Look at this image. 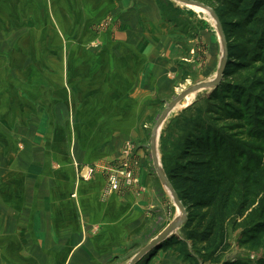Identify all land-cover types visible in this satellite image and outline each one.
I'll return each instance as SVG.
<instances>
[{"label": "rangeland", "instance_id": "rangeland-1", "mask_svg": "<svg viewBox=\"0 0 264 264\" xmlns=\"http://www.w3.org/2000/svg\"><path fill=\"white\" fill-rule=\"evenodd\" d=\"M194 1L217 13L227 41L225 72L229 66L236 69L240 64L235 61L241 62L249 52L242 32L233 36L226 32L230 16L221 3ZM151 2L161 22L179 36L177 41L184 39L178 44L184 53L177 58L178 78L170 71V82H155L149 95H134L131 83L119 78V59L125 57L127 63L129 54L116 41L120 17L112 14L93 21L80 37L79 31L77 35L63 31L51 14L49 0H0V24L7 23L9 35L8 48L0 51V264H129L180 217L171 192L159 175H152V135L164 111L182 92L216 78L223 39L207 10L177 0ZM50 42L55 47L48 45ZM158 53L160 58L167 56L163 49ZM260 65L252 62L251 71L245 68L233 75L231 84H226L232 88L226 89L228 92L216 90L217 85L191 94L189 107L180 103L161 123L157 141L158 156L168 176L185 138L196 127L217 130L225 141L223 150L233 154L230 171L232 177L238 175L240 197L252 196L254 205L243 217L236 214L226 223L214 248L189 238L194 228L187 219L136 264L264 262V181L256 174L259 167L264 169V142L257 135L256 115L249 107L255 98L263 97L261 89L252 87L261 78ZM64 91L73 93L72 110L63 107ZM234 93L239 94L241 103L232 98ZM223 103L240 107L239 116L219 109V104L226 107ZM131 109L140 111L142 135L139 139L131 136L121 157L112 158L113 145L106 143L117 141L120 129L109 121L123 119ZM97 118L108 131L103 134L104 157L83 163L79 153L86 145L81 142H95L100 128L82 126V121ZM123 165H127L128 174L121 176L120 189L113 191L110 174ZM142 169L153 177L152 184L161 187L166 199L151 228L131 239L120 238L126 235L129 222L122 227L120 219L88 223L84 187L94 184L100 188L102 203L133 188L140 193L144 189ZM131 173L132 183L128 182Z\"/></svg>", "mask_w": 264, "mask_h": 264}, {"label": "crops", "instance_id": "crops-1", "mask_svg": "<svg viewBox=\"0 0 264 264\" xmlns=\"http://www.w3.org/2000/svg\"><path fill=\"white\" fill-rule=\"evenodd\" d=\"M151 3V0H49L51 14L55 16L54 20L58 19L60 27L69 35H77L79 31V36H83L82 33H86L88 24L101 21L105 16L113 14L121 18V27L116 41L118 46L129 54L127 63L124 62L125 57L119 59V78L126 80L128 84L131 83V88L135 89L131 91V94L134 95H145L146 93L149 95L153 83L158 84L162 80L166 83L170 82L171 79L167 78L170 71L175 73V78H178L177 58L184 53L181 46H178L184 39L177 41L179 36L172 27L161 22L160 16L156 14ZM6 24H0V51L8 48L9 35ZM161 31H164V34L160 36ZM79 41L75 43L78 44ZM48 45L55 47L52 42ZM152 47L157 48L156 52L151 51ZM162 49L167 56L160 58L158 50ZM121 55L124 53L121 52ZM69 62L71 63L72 59H69ZM63 94L65 96L63 107L67 110L74 109L73 93L70 91V94L68 92L66 94L64 91ZM125 112L128 114L123 115V119L109 121L114 128L120 129L116 133L117 141L106 143L113 145L112 158L121 157L127 140L131 139L134 134L133 138L137 139L142 135L141 121L138 120L140 111L131 109ZM67 113L68 111L64 112V120ZM82 122V126L91 128L99 126L100 130L95 132V142H81L86 145V148H82L83 151L79 153V158L87 163L103 158L105 151L103 134L108 133L103 129V122L98 118L93 122L86 120ZM77 124H81L79 120ZM78 152L79 150L77 154ZM140 153L141 151L138 152ZM155 174L158 175L156 169L152 175ZM140 178L143 191L139 193L136 188H133L124 194L111 196L106 203L100 201L103 194L100 188L94 184L85 186L84 212L87 213L88 223H96V221L102 223L105 221L103 219H107L106 223H108L109 219H120L119 226L122 227V223L129 222L128 227L125 225L126 235L120 238L131 237V239L137 233L151 228L153 221L157 219L156 211L159 212L162 209L160 204L166 199L161 194V187L152 184L153 177L143 169L140 171Z\"/></svg>", "mask_w": 264, "mask_h": 264}, {"label": "trees", "instance_id": "trees-1", "mask_svg": "<svg viewBox=\"0 0 264 264\" xmlns=\"http://www.w3.org/2000/svg\"><path fill=\"white\" fill-rule=\"evenodd\" d=\"M213 1L221 3L230 16L226 32L233 36L236 31H241L249 49L247 56L241 62L235 61L240 64L236 69L229 66L224 79L216 87V90L228 92L226 89L232 88L227 87L226 84H231L229 79L233 75L241 73L240 70L245 68L247 71H251L253 69L252 62L261 64L258 68L261 78L254 81L252 87L256 91L261 89L263 97L255 98V104L249 105V107L256 115L259 127L257 135L264 142V0ZM230 73L233 74L230 75ZM234 84L238 85V83ZM234 94L232 98L241 103L239 94ZM218 99L220 100L221 97ZM223 105L226 107H222V104L217 106L228 115L239 116L240 107L234 104L225 105L223 103ZM224 144L225 141L217 130L196 127L185 138L173 166L168 171L169 179L188 212L187 223L191 225L190 228H194L190 231L189 238L204 242L212 248L217 245L223 235L226 223L236 214L243 217L255 202L253 197L248 194L240 197L239 181L236 178L238 175L232 177L233 174L230 171L233 154L227 149L223 150ZM256 174L264 181L262 167L256 170ZM222 264L249 263L225 261ZM261 264L264 262L261 261Z\"/></svg>", "mask_w": 264, "mask_h": 264}, {"label": "water", "instance_id": "water-1", "mask_svg": "<svg viewBox=\"0 0 264 264\" xmlns=\"http://www.w3.org/2000/svg\"><path fill=\"white\" fill-rule=\"evenodd\" d=\"M181 3L184 4H188V5H193V6H197V7H201L206 9L207 11H209V13H211V15L213 16V18L216 20L217 24H218V28H219V32L220 35L222 36L223 39V45H224V58L223 61L220 64V68L218 70V75L217 78L213 81H207V82H201L198 83L194 86H192L191 88L185 90L184 92H182L168 107V109H166L162 115V117L160 118V120L158 121L154 131H153V135H152V142H151V149H152V155H153V160H154V164H155V169L160 177V179L162 180V182L165 184L166 188H168L171 193H172V197L175 201V203L177 204V206L179 207V209L182 212V217L175 219L163 232H161L157 237H155L143 250H141L132 260L129 264H136L146 253H148L152 248H154L156 245L160 244L161 242H163L164 240L168 239L171 235H173L177 229L188 219V214H187V210L186 207L184 205V203L182 202L178 192L176 191L175 187L173 186L171 180L169 179V177L166 175L162 165H161V160L159 159L158 156V149H157V141L159 138V133H158V129L160 128L161 123L166 119V117L168 116L169 112H171L172 110H174V108L181 103L189 94L194 93V92H198L201 89L207 88V87H216L217 85L220 84V82L222 81L223 77H224V72L226 69V65H227V60H228V51H227V41L225 38V33L223 30V26L219 20V17L217 15V13L215 12L214 9H212L211 7L205 5L202 2L199 1H194V0H177Z\"/></svg>", "mask_w": 264, "mask_h": 264}, {"label": "built area", "instance_id": "built-area-1", "mask_svg": "<svg viewBox=\"0 0 264 264\" xmlns=\"http://www.w3.org/2000/svg\"><path fill=\"white\" fill-rule=\"evenodd\" d=\"M127 174H128L127 165H123V168L121 169L119 168L118 170L112 171L109 178L111 190L113 191L119 190L121 187V176L126 177ZM128 182L132 183V173H131V180H129Z\"/></svg>", "mask_w": 264, "mask_h": 264}, {"label": "bare ground", "instance_id": "bare-ground-1", "mask_svg": "<svg viewBox=\"0 0 264 264\" xmlns=\"http://www.w3.org/2000/svg\"><path fill=\"white\" fill-rule=\"evenodd\" d=\"M188 5V4H187ZM189 6H193V5H189ZM193 7H197V6H193ZM197 8H201V7H197ZM202 9H204V8H202ZM206 10V9H205ZM209 12V11H208ZM215 20V19H214ZM215 22H216V20H215ZM217 23V22H216ZM217 27H218V24H217ZM222 39V38H221ZM223 47H224V45H223ZM223 58H224V51H223V56H222V59H221V61H220V63H219V66H218V69H217V73H218V70H219V68H220V64H221V62L223 61ZM218 75V74H217ZM216 78H217V76H216ZM215 78V79H216ZM214 79V80H215ZM194 93H196V92H194ZM191 94H193V93H191ZM191 94H189L181 103L185 106V107H189V105L191 104ZM180 104V103H179ZM178 104V105H179ZM177 105V106H178ZM176 106V107H177ZM175 107V108H176ZM174 108V109H175ZM172 112V111H171ZM160 128H161V126H160ZM160 128L158 129V133L160 132ZM170 191V190H169ZM171 192V191H170ZM172 194V193H171ZM180 210V209H179ZM180 212H181V210H180ZM182 212H181V214H180V217L179 218H181L182 217Z\"/></svg>", "mask_w": 264, "mask_h": 264}]
</instances>
